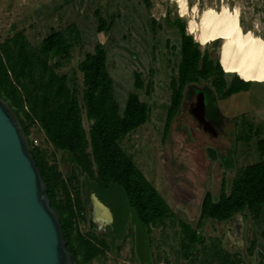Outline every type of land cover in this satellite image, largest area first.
Here are the masks:
<instances>
[{"label": "rangeland", "instance_id": "rangeland-1", "mask_svg": "<svg viewBox=\"0 0 264 264\" xmlns=\"http://www.w3.org/2000/svg\"><path fill=\"white\" fill-rule=\"evenodd\" d=\"M179 1L150 0L151 5L147 8L140 0H0V41L16 28L24 30L27 38L36 45L51 28L60 30L74 23L80 38L73 45L70 58L58 59V71L67 74L73 84H81L82 75L77 64L87 52L93 51L96 42H102L107 54V68L113 79L114 96L120 107L124 106L128 93L133 91L151 107L149 120L125 136L121 146L164 197L176 218L173 223L166 220L163 225L151 227L147 234L127 206L120 189L112 187L100 191V199L89 193L90 199L84 210L88 219L80 225L82 231L90 230L103 236L102 233L108 230L113 236H110L111 246L105 254L88 264H200L202 257L212 253V244L217 239L220 246L237 253L244 262L264 264V236L261 234L264 211L259 220L244 214L224 223L205 220L198 231L206 238L207 251L205 255L198 252L190 262L180 254L181 232L177 223L181 219L196 228L204 193L209 191L216 197L223 182L228 189L235 170L226 168L220 157L228 155L233 140L234 127L229 119L234 117L239 121L243 115L247 120L264 126V95L255 103L247 91L217 100L210 94V82L192 85L186 90L184 106L165 134L166 107L171 96L170 75L178 61L174 55L178 48L171 46L178 45V35L173 28L152 25L149 21L153 18L162 24L168 13L171 17L178 14L186 21L188 33L197 40L204 10H237L239 21H243L242 30H249L264 39V14L254 9L264 8V2L184 0L186 9L182 12ZM97 9L101 16L113 22L108 38L95 30L97 19L94 12ZM191 20L195 23L192 28L189 26ZM215 40H219L221 45L222 38H216L200 43L201 47L212 49ZM220 45L216 49L218 58ZM134 72L140 74L145 86L151 84L150 92L134 87ZM254 81L264 85L263 79ZM199 90L206 95V117L214 120L218 129L219 134L213 138L197 128L187 110ZM82 120L88 129L90 121L84 113ZM29 139L33 146L45 149L48 160L55 158L64 177L68 174L69 165L34 124L30 127ZM210 148L216 150L217 158H210ZM233 148L236 166L252 163L258 158L255 138L248 141L239 139ZM253 239L256 246L249 255L248 248Z\"/></svg>", "mask_w": 264, "mask_h": 264}, {"label": "trees", "instance_id": "trees-1", "mask_svg": "<svg viewBox=\"0 0 264 264\" xmlns=\"http://www.w3.org/2000/svg\"><path fill=\"white\" fill-rule=\"evenodd\" d=\"M140 1L147 8L151 5L150 0ZM254 9L264 14V8ZM94 14L96 32L108 38L113 22L101 16L98 9ZM149 21L152 25L173 28L178 35V45L171 46L178 48L174 54L178 61L170 75L171 96L166 107L165 134L184 106L186 90L192 85L210 82V94L217 100L247 91L255 103L264 95L262 82L245 80L236 73L224 71L216 55L219 40L212 43V49L202 48L188 33L186 21L178 14L171 17L168 13L162 24L153 18ZM239 23L243 25L242 20ZM79 38L74 23L60 30L51 28L36 45L27 38L24 30L14 28L11 35L0 41V97L16 114L28 139L34 124L69 165V172L64 177L55 158L48 160L45 149L33 146L29 139L36 165L47 185L46 194L59 214L67 247L76 264H88L105 254L111 246L110 236H113L108 230L102 233L103 236L90 230L82 231L80 225L88 219L84 210L90 199L89 193L98 197L100 191L112 187L120 189L127 206L147 234L151 227L163 225L166 220L173 223L176 215L121 146L125 136L149 120L151 107L134 91L128 93L124 106L120 107L107 68L105 45L96 42L93 51L87 52L78 62L81 84H73L67 74L58 71V59L70 58L71 49ZM166 45L169 46L168 41ZM134 87L150 92L151 84L145 86L140 74L134 72ZM83 113L90 121L88 129L83 125ZM224 118L227 120L226 116ZM229 121L234 127L232 147L227 156L220 157L226 168L235 170L228 189L223 182L216 197L209 191L204 193L196 228L184 220L177 221L181 232L180 254L188 262L198 252L205 255L207 251L206 238L198 231L205 220L230 222L239 214L259 220L264 211V126L243 115L239 121L234 117ZM253 138L259 153L257 160L236 166L233 161L236 141ZM208 155L212 159L218 157L216 150L211 148ZM261 234L264 236V230ZM255 246L253 239L248 248L249 255ZM212 247V253L202 257L200 264H248L237 253L220 246L218 239Z\"/></svg>", "mask_w": 264, "mask_h": 264}, {"label": "water", "instance_id": "water-1", "mask_svg": "<svg viewBox=\"0 0 264 264\" xmlns=\"http://www.w3.org/2000/svg\"><path fill=\"white\" fill-rule=\"evenodd\" d=\"M187 110L199 130L219 134L206 117L203 90ZM46 191L29 139L0 97V264H76Z\"/></svg>", "mask_w": 264, "mask_h": 264}, {"label": "bare ground", "instance_id": "bare-ground-1", "mask_svg": "<svg viewBox=\"0 0 264 264\" xmlns=\"http://www.w3.org/2000/svg\"><path fill=\"white\" fill-rule=\"evenodd\" d=\"M179 3L183 12L186 9L184 0ZM189 26H195L194 21H189ZM200 30L197 40L201 44L222 38L219 61L224 71L236 72L245 80H264V39L253 35L249 30H242L237 10H204Z\"/></svg>", "mask_w": 264, "mask_h": 264}, {"label": "flooded vegetation", "instance_id": "flooded-vegetation-1", "mask_svg": "<svg viewBox=\"0 0 264 264\" xmlns=\"http://www.w3.org/2000/svg\"><path fill=\"white\" fill-rule=\"evenodd\" d=\"M250 80H254V79H250ZM205 101H206V97H205ZM213 122H214V120H213ZM216 125V124H215Z\"/></svg>", "mask_w": 264, "mask_h": 264}, {"label": "clouds", "instance_id": "clouds-1", "mask_svg": "<svg viewBox=\"0 0 264 264\" xmlns=\"http://www.w3.org/2000/svg\"><path fill=\"white\" fill-rule=\"evenodd\" d=\"M205 93V92H204ZM205 97H206V95H205Z\"/></svg>", "mask_w": 264, "mask_h": 264}]
</instances>
